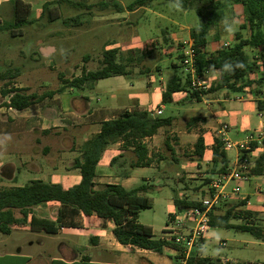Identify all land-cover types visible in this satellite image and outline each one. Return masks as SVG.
<instances>
[{
    "label": "crops",
    "instance_id": "obj_1",
    "mask_svg": "<svg viewBox=\"0 0 264 264\" xmlns=\"http://www.w3.org/2000/svg\"><path fill=\"white\" fill-rule=\"evenodd\" d=\"M141 8H144V6ZM114 11H127V7L123 8L118 5ZM129 14L131 13L129 12ZM115 20H120V18H111V21ZM123 22L129 23L126 17L123 18ZM118 24L121 25V22L118 21ZM173 25L176 27H173L174 32L169 34V37L171 41L179 43L178 45L181 48L180 63L177 64L175 56L158 59L155 63L154 71L151 72V69L146 68V72L150 73H147L145 88L140 86L129 90L120 87L115 89L110 86V89L106 92L107 98L104 102L101 98H97L95 93L103 80L112 81V84L118 83L120 84L119 86L123 85L125 78L133 75L132 68L129 69L128 67V75L114 76L96 83H86L80 87H64V85H61L55 89L44 91L40 94L61 90L53 96L45 97L43 100L23 110H16L4 105V103L9 102L10 96H3L2 90L5 88H2L0 90V138L6 136L5 133H2V124L11 122L14 129L7 136H14L13 142L17 146L15 157H20V161L23 163L0 162V184L5 185L0 186V188L20 187L34 180L61 184L65 189L79 184L82 176L80 169L75 168V159L81 157L86 142L100 132L102 123L120 118L126 112L148 111L153 116H159L156 115V111L160 109L163 115L165 110L163 93L166 90L167 83L173 78H179L181 85H184L187 79L191 85L190 87L187 85V91L173 94L170 103L173 104L175 115L171 116L173 121L170 126L174 124L181 114L188 113L190 126L201 122L203 128L207 129V131L198 135L195 139L193 129L187 130L185 133L178 135L179 140L177 141L183 142L186 137L193 138L191 140H193L195 145L199 137L204 138L206 150L202 160L212 166V146L216 138L221 139L224 141L230 161L227 171L235 170L241 172L247 178L244 181L232 182L229 187L234 184L238 185L240 187V197L246 199L250 195L242 194V186L255 177L257 179V191L255 194H257L258 186L261 185L259 184V179L264 176V172L260 175H255L253 170L257 162L253 163L251 159L256 154H259V157L264 154V107L262 110L258 107L259 102L264 103V93L260 92L259 96H255L253 85L247 87L240 95L235 97L233 92L226 88L215 90L214 88L219 81V71L212 74L209 73V68L203 75L197 73L201 78L202 86L195 90L192 84V77L187 72L185 65L186 52H188L189 48H193L191 33L188 31L189 38L185 40L183 39L185 34L182 33L186 32L185 30L188 27L181 21H173ZM133 43L129 42L125 45L118 42L108 43L105 44L103 53L104 51L115 49L118 51L119 56L123 49L135 48L132 46ZM136 43L140 44L141 41ZM223 45L229 46L231 44L225 42ZM221 48L220 43L215 42L213 44L209 41L204 51L208 57L212 58L217 55L218 50ZM46 49L47 52L55 48L48 47ZM137 49L142 50V48ZM123 62L127 63L128 66L131 65L128 63V58ZM178 69L182 71V75H178ZM10 88H25L27 93H35L31 92L28 87L11 86ZM75 88L79 89V96L72 98L73 107L69 109V107L65 106V96L67 93L74 92ZM99 102L102 104L100 105ZM251 102L256 103V106L251 105ZM226 104L229 105L227 106ZM255 109H258L260 120L259 127L255 132H252L248 128ZM71 127L79 129V134L68 136L67 133ZM231 127L246 128L250 134L243 141L232 142L228 137V130ZM163 128H160L153 137L143 140V143L148 147V158L151 160V165L146 167L136 166L138 156L133 147L125 148L122 141L109 145L103 152L96 168L95 183L97 188H101L105 184H120L127 189H131L141 185H136L140 178L137 169L148 167L158 169L161 165L163 166L162 161H158L159 157L156 154L154 155V153H159V148H156V146L158 141H160L159 135ZM211 134L212 142L209 144L208 135ZM168 139L171 149L167 148L172 154V159H174L173 157L178 152L177 148L179 145L172 144L169 136H167L165 144ZM5 143V141L0 142V152H3L8 147ZM228 144L231 146L227 147ZM241 144H244L246 148L240 147ZM76 145H79L78 149H76ZM209 146L210 148H208ZM233 148L236 149V153L234 159H231L228 150ZM38 158H41V163H39ZM202 160H200L201 162L193 160V162L198 165L199 162L203 163ZM185 167V165H182V168ZM243 169L249 170V174ZM210 172L207 177L212 175ZM218 173L222 172H216L214 175ZM143 179L145 180V178ZM144 183L154 185L149 182ZM173 207L175 206H171V209ZM61 208L60 203L50 202L28 207L24 210L16 209L15 218L18 223L11 225L10 232L7 234L0 230V263L171 264L169 259H175L178 264H185L184 259L180 257L179 250L173 247H167L163 253H158L131 245H122L113 234V224L109 223L108 228L104 229L96 216L87 218L81 214H67L56 233H49L32 227L31 220L33 217L57 221ZM173 211L169 210L170 216H172ZM139 223H141L140 215ZM165 231L164 236L161 237L162 239L165 238ZM258 240L263 241L261 239ZM203 241L196 250L191 252L190 256L194 254L207 257L203 254L206 239ZM221 245L226 246V242L221 243ZM208 258H211V256ZM211 259H220L222 264L232 263L231 260L221 257Z\"/></svg>",
    "mask_w": 264,
    "mask_h": 264
},
{
    "label": "rangeland",
    "instance_id": "obj_2",
    "mask_svg": "<svg viewBox=\"0 0 264 264\" xmlns=\"http://www.w3.org/2000/svg\"><path fill=\"white\" fill-rule=\"evenodd\" d=\"M16 1L0 0V75H6L5 78L0 77V90L19 86L28 87L31 92L40 94L55 89L63 85L60 73L65 74L68 80H72L83 71L99 69L105 44L115 42L123 45L135 42L132 44L135 48L123 49L119 55L121 61L128 58V63L131 64L128 67L132 68L133 75L125 78V83L121 86L103 80L95 95L104 102L110 86L129 90L140 86L145 88L146 76L150 73L146 72V68L154 71L158 59L175 56L177 64L180 63L179 43L171 41L169 37V34L174 32L173 27H176L173 21H181L188 27L186 32L182 33L185 34L183 39L188 40V31L191 33L193 27L200 22L197 10L203 13L206 20L214 22L209 34V41L213 44L218 42L223 47L225 42H229L232 45L238 31L245 37L250 35L247 28H241L246 24L242 5L239 6L230 0L197 1V8L182 11L170 10L168 0H150L144 8L137 6L132 11L127 6L135 0H21L25 5L20 6L18 16H25L24 23H19L15 17ZM45 4L47 7H44ZM118 5L127 7V11H114ZM225 16L238 20L234 35L226 34L219 24L221 17ZM113 17H119L120 20L111 21ZM125 17L129 23L123 22ZM139 41L140 44L136 43ZM48 47L55 49L46 52ZM246 52L261 65L264 47L261 50L246 47ZM177 73L183 74L180 69ZM263 74L260 70L248 77L249 80L256 82L252 86L255 96H259L260 92L264 93V82L258 83ZM240 94L241 92H233L234 97ZM76 96H79V89L75 88L74 92L67 93L65 106L72 109V98ZM250 104L256 106L254 102ZM174 115L173 104L166 103L161 117L168 118ZM189 118L188 113L181 114L172 126L164 127L160 133V141L156 146L159 153L154 155L159 157L158 161H162L163 166L158 169L152 167L137 169L140 178L136 185L149 182L157 186L155 190L145 194L151 200L152 207L140 214V222L151 227L155 238H161L165 229L172 227L169 210H174L172 213L178 211L172 200L179 198L200 201L208 195L207 174L211 170V164H206L205 160H202L203 163L200 161L198 165L193 162L190 157L194 148L191 140L193 138L186 137L183 142L177 141L178 135L187 130L193 129L195 139L207 131L201 122L190 126ZM259 120L258 109H255L249 131H256ZM13 127L11 122L2 124V133L6 136L1 137L0 142L5 141L8 147L0 152V162L22 164L20 157H15L17 146L13 142L14 136H7L12 133ZM67 134L75 136L73 134H79V129L71 127ZM212 134L208 135L209 144L212 142ZM249 134L246 128L231 127L228 130V137L232 142L243 141ZM167 136L171 138L172 144L179 145L174 159L165 144ZM78 148L79 145H76V149ZM228 153L231 159H234L236 149H229ZM258 157L259 154L254 155L251 161L256 163ZM38 159L41 163V158ZM192 163L194 164L191 165ZM182 165L186 167L182 168ZM244 171L249 174V170ZM256 182L257 179L253 177L242 186V194L250 195L248 198L238 197L222 202L213 210L214 216L220 218L229 214L233 225L254 224L264 233V176L259 179L261 185L258 186L257 194ZM173 205L175 207L171 209ZM246 212L251 214L246 215ZM223 242H226V246L221 245ZM174 244L181 254L180 257L185 259V250L178 243ZM203 254L211 258L231 260L230 264H259L264 262V242L236 228L211 227L206 233ZM169 261L171 264H178L175 259Z\"/></svg>",
    "mask_w": 264,
    "mask_h": 264
},
{
    "label": "trees",
    "instance_id": "obj_3",
    "mask_svg": "<svg viewBox=\"0 0 264 264\" xmlns=\"http://www.w3.org/2000/svg\"><path fill=\"white\" fill-rule=\"evenodd\" d=\"M148 1L150 0H135L127 7L132 11L137 6H145ZM197 1L202 0H182L183 9L197 8ZM230 1L242 5L246 15V24H243L241 28H247L250 31L249 37H245L241 31H238L235 34V41L232 45L219 49L215 57H208L204 48L209 42V34L214 22L206 20L200 10H197V13L200 17L198 25L201 30L197 31L198 25L194 27L191 31V37L196 53L198 74L203 75L209 65H215V68L219 71L226 61H241L245 64L243 70H236L234 74L219 71V81L214 88L215 90L226 88L232 92L240 93L256 83L248 79L251 74L260 70L264 73V54L261 55L262 63L260 65L255 58L252 59L246 52V47H251L254 50H261L264 47V0ZM23 5L25 4L21 0L16 1L15 17L18 18L19 23H24L25 21V16H18L19 10ZM44 7H47V4ZM128 74V64L119 60L117 50L111 49L104 51L99 69L83 71L80 77L72 80H68L63 73H60L59 77L64 87H80L86 83H96L110 77ZM5 76L4 74L0 75L1 78H5ZM262 82H264V74L258 83ZM187 85L189 87L191 85L188 79L184 85H181L179 78L170 80L163 93V103H170L174 93L187 91ZM60 91L29 94L25 88L9 89L8 87L2 90V94L5 97L10 96L9 102L4 103V105L16 110H23ZM258 107L262 110L264 103L259 102ZM172 121V117L162 118L153 116L151 112L141 111L126 112L120 118L103 122L100 132L86 142L81 157L75 161V168L80 169L82 176L79 184L65 189L61 184L34 180L20 187L0 188V230L7 234L10 232V226L18 223L15 218L16 209L24 210L40 204L58 202L62 208L57 221L33 217L31 224L34 229L56 233L67 214H81L87 218L96 216L104 229L108 228L109 223L113 224V234L122 245H131L158 253H163L167 247L177 249L174 242L155 238L151 227L139 223L140 213L152 207L151 200L145 194L155 190L157 186L144 183L127 189L120 184H105L101 188H97L95 183L96 168L103 152L109 145L120 141L124 143L125 148L133 147L135 150L138 156L136 166L146 167L151 165V160L148 158V147L143 143V140L153 137L160 128L170 126ZM169 144L168 139L166 146L171 149ZM205 150V140L199 137L190 157L193 160L200 161L204 157ZM211 162L210 173L212 175L208 177L207 181L209 184L212 180L211 177L216 172H226L229 168L230 161L224 141L221 139L216 138L214 140ZM263 165L264 154L257 160L253 173L255 175L262 174L264 172ZM173 204L178 210L200 208L202 206L200 201H189L179 198H175ZM213 210L210 212L211 227L236 228L264 241V233L259 227L254 224L233 225L230 222L229 214L217 218L214 216ZM250 214V212H246V215ZM187 264H222V262L220 259H211L193 254L188 258ZM260 264H264V262Z\"/></svg>",
    "mask_w": 264,
    "mask_h": 264
},
{
    "label": "built area",
    "instance_id": "obj_4",
    "mask_svg": "<svg viewBox=\"0 0 264 264\" xmlns=\"http://www.w3.org/2000/svg\"><path fill=\"white\" fill-rule=\"evenodd\" d=\"M185 65L187 72L192 77L194 89L198 90L202 83L201 78L197 75L194 48H189L186 52ZM162 113L160 109L156 111V115L160 116ZM230 146V144L227 145V147ZM240 147L246 148L244 144H241ZM211 179L207 191L208 195L200 200L202 206L200 208H185L173 213L170 220L172 227L167 228L165 231V240L174 241L185 250V264L191 252L196 250L202 241L206 239V233L211 228L210 212L220 206L222 202L240 197V187L236 184L231 187L229 185L232 182L244 181L247 178L243 173L232 170L213 175Z\"/></svg>",
    "mask_w": 264,
    "mask_h": 264
},
{
    "label": "clouds",
    "instance_id": "obj_5",
    "mask_svg": "<svg viewBox=\"0 0 264 264\" xmlns=\"http://www.w3.org/2000/svg\"><path fill=\"white\" fill-rule=\"evenodd\" d=\"M168 7L170 10L174 11H182L183 4L182 0H170ZM219 24L223 31L228 35H234L237 31L238 20L235 18H229L227 16L221 17ZM201 27L197 26V31H200ZM245 68V64L241 61H226L222 69L219 70L220 72H228V73H235L236 70H243ZM209 73L215 74L218 70L215 68V65H209L208 69Z\"/></svg>",
    "mask_w": 264,
    "mask_h": 264
}]
</instances>
